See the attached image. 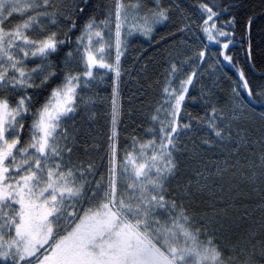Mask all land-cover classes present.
<instances>
[{"label":"snow or ice","instance_id":"obj_1","mask_svg":"<svg viewBox=\"0 0 264 264\" xmlns=\"http://www.w3.org/2000/svg\"><path fill=\"white\" fill-rule=\"evenodd\" d=\"M242 7L0 0V264H264V67L253 83L235 58L239 43L255 72L254 16L240 23ZM157 26L171 44L125 67L130 38L151 40ZM258 48L264 66V37ZM153 62L159 92L121 150V84L138 85L130 101L143 97ZM225 64L238 77L227 90ZM101 84L109 97L93 91ZM226 173L239 181L228 199L216 179ZM240 183L260 195L254 207L237 203Z\"/></svg>","mask_w":264,"mask_h":264},{"label":"trees","instance_id":"obj_2","mask_svg":"<svg viewBox=\"0 0 264 264\" xmlns=\"http://www.w3.org/2000/svg\"><path fill=\"white\" fill-rule=\"evenodd\" d=\"M245 7L238 8V15L237 19L240 23H243L245 20L246 15H252L254 16V22L252 25V47H253V63L257 64V68L255 72L250 68L244 51L241 50L239 43L237 44L236 48L234 49L235 58L239 62L240 66L244 68L246 74L248 75L249 79L253 81V83H258L259 80L257 77L260 74L261 68L264 67L260 65V56H259V48L258 45L261 41V38L264 37V33L260 32V27L262 24H264V6L261 4V0H240ZM169 31V28L166 26H157L154 33H153V39L149 40L143 36L136 35L131 39V43L128 50V56L125 59V67H131L133 66V59L137 57V55L143 56V60L136 64V67L139 68L144 63H148L149 58L151 57L153 61H157L159 59L157 52H156V44L159 42L161 49L168 47L171 44V38L168 37L167 33ZM163 38V39H162ZM165 40L169 41V44L166 45L164 43ZM176 43L178 45L179 43V37L176 38ZM178 50V48H177ZM223 78L221 80V87L224 90H227L229 87L230 80H236L238 79L237 74L234 69L231 68V66L225 64L224 67L221 69ZM162 72L163 67L161 63H149L146 75L148 76V82L152 84V88H146L145 89V95L143 97H140L139 99H131L133 93L136 92V89L138 85L135 84V82L130 81L126 85L125 83L121 84V95L124 97L122 104L124 108V115L122 117L123 122L120 125L121 133H120V147L121 150L125 146L127 141V136L129 133L133 131V128L129 125L132 124V121L135 120L137 124H140L142 122L141 120V113L148 112L151 110V106L154 103L157 94L159 92V88L156 84L157 80L162 79ZM218 75H221L220 73ZM128 77H125V81ZM204 81H207V79L204 77L202 78ZM143 83V81H141ZM94 92H98L100 96L102 97H109L110 96V87L107 84H101L98 86V88L93 90ZM199 91V88L192 92V95H197ZM143 100V106L141 107L140 100ZM133 109L131 115H129V110ZM187 111L193 112V114H203L199 104H193L192 102H188L186 106ZM257 111H259V108H257ZM98 131H100L101 135H103L104 131V123L102 120H99V124L97 125ZM137 132L140 133V129H137ZM142 134V133H140ZM206 158L209 160L216 159L215 156H213L210 153H206ZM220 159H223V157H220ZM217 179L218 184H222L224 186V193L223 197L224 199H228L234 193L229 192L228 189H230L233 185V183H239V181L234 180V178L231 176L230 173H226L223 177V179ZM216 191H219V189H216ZM238 191H242L243 193H247L248 195L245 196H239L237 197V203L238 204H248L249 206L254 207L257 203L260 202V195L257 193H254L251 191V187L247 185L246 183H240ZM222 206V205H221ZM254 218H259V211L256 210L254 212ZM239 227L241 230L247 228L250 226V224L247 221L244 222H238Z\"/></svg>","mask_w":264,"mask_h":264},{"label":"rangeland","instance_id":"obj_3","mask_svg":"<svg viewBox=\"0 0 264 264\" xmlns=\"http://www.w3.org/2000/svg\"><path fill=\"white\" fill-rule=\"evenodd\" d=\"M130 67V66H129ZM131 67H133V66H131ZM135 67H136V65H135ZM137 68V67H136ZM220 74H222V70L220 69V72H219ZM218 73V74H219ZM204 78V77H203ZM205 78L208 80V77L205 75ZM128 82H129V80H128V78L126 79V85L128 84ZM205 82H207V81H205ZM123 96L121 95V102L123 101ZM124 109V108H123ZM107 109H106V105H105V103H104V101H100L98 104H97V107H96V111H97V113H98V121H97V125L99 124V120H102L103 121V123L105 124V120H104V112L106 111ZM97 125H96V127H97ZM97 130H98V128H97Z\"/></svg>","mask_w":264,"mask_h":264}]
</instances>
